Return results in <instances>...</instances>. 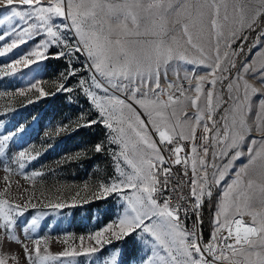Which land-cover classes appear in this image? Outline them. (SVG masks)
<instances>
[{
	"label": "snow or ice",
	"instance_id": "snow-or-ice-1",
	"mask_svg": "<svg viewBox=\"0 0 264 264\" xmlns=\"http://www.w3.org/2000/svg\"><path fill=\"white\" fill-rule=\"evenodd\" d=\"M257 29L256 52L241 58L244 33ZM81 53L86 69L73 65ZM9 54L0 86L23 68L25 76L35 73L27 87L37 100L71 93L67 81L78 71L91 73L77 83L98 119L78 120L77 131L102 125L105 138L91 151L114 164L111 177L85 185L84 197L77 192L71 203L57 198L45 207L120 203L116 219L80 236L76 247L55 253L42 247L29 234L40 216L22 219L36 205L30 197L16 202L9 180L12 163L23 170L39 153L9 157V143L23 128H5L0 264H96L102 251L109 255L101 264H264V0H0V58ZM61 58L67 61L61 82L46 91L39 74L46 61ZM86 154L77 151L63 163ZM22 174L35 180L44 173ZM6 240L20 251H4ZM114 242L130 245L127 262L124 248H105Z\"/></svg>",
	"mask_w": 264,
	"mask_h": 264
},
{
	"label": "rangeland",
	"instance_id": "rangeland-1",
	"mask_svg": "<svg viewBox=\"0 0 264 264\" xmlns=\"http://www.w3.org/2000/svg\"><path fill=\"white\" fill-rule=\"evenodd\" d=\"M258 32L259 29L255 32L244 33L248 37V41L244 44L247 55H242L241 58L252 59V53L256 52L253 43ZM240 43L241 40H237L232 44V47L236 48ZM74 45L75 41H72V46ZM31 46L32 43L29 42V44L22 45L20 49L13 51L17 52ZM249 48H251V52L248 51ZM190 54L195 55V53ZM13 58L12 54L2 57L0 64L6 65L8 60ZM260 59V56H256L257 62ZM45 63L47 68L39 74V82L46 91L54 92L57 84L61 82L60 73L64 72L67 61L61 58L50 59ZM81 64L84 65L85 69L87 68L82 53L79 54L78 59L73 61V65L77 68ZM184 67L192 68L193 66L184 65ZM5 70V68H0V77L3 76ZM25 71L27 70L22 68V71L17 73L15 77H3L2 79V86H0V117H2L0 119V133H3L5 128L15 130L17 124L23 128V131L9 143V148L6 150L9 157L18 154L20 150L32 155L39 153V159L31 164H26L23 170L18 169L14 163L11 164L13 169L12 174L9 175L11 195L16 202L24 197L31 198L36 207L29 208L22 219L29 221L33 216H40L39 227L29 234L32 238H40L42 247L44 243H47L50 250L55 253L68 246L76 247L79 244L80 236L87 238L90 234L113 222L116 219L120 201L109 198L105 201H93L91 204H81L59 211L46 208L45 204L49 201H56L57 198L71 203V197L77 192H80V196L84 197L87 195L84 191L85 185L91 187L97 180L111 177L114 172V164L107 156L97 158L96 154L91 151L94 143L105 138V129L102 125L80 128L77 131L78 120L80 124H83L89 118L98 119L90 99L79 91L77 83L81 77L86 79L90 77L91 73L81 70L77 72L75 77L69 79L67 84L73 88L71 93L61 92L56 96L37 100V93L27 87L35 73L25 76ZM203 71L202 67L196 69L197 73ZM169 78H172L171 73ZM161 82L163 84V78ZM10 83L12 84L11 87H9ZM217 88L219 89L220 85H217ZM99 95L102 98V93ZM29 100L33 102L29 103ZM188 111L192 112L193 110L189 108ZM197 134L199 135V130ZM111 147L115 149L117 146L112 145ZM80 150H86L87 154L72 163H63L65 159H71L73 154ZM0 161H2L0 163V177H3L6 174L4 166L8 165L9 160L8 157L0 156ZM33 171H42L44 174L36 177L35 180L24 179L22 173L30 175ZM17 181H19V189L16 187ZM3 187V181L0 180V189ZM24 189L27 191H23ZM202 227L204 237L207 239L209 232L212 231L211 224L206 229L204 225ZM21 239L23 240L25 237L21 236ZM66 239L68 244L60 243ZM87 242L86 239L85 243ZM29 246H31L30 243ZM116 246L126 250L124 259L127 262L129 260L127 249L130 248V245L114 242L113 245H106L105 248ZM4 251L19 252L20 246L6 240ZM108 255L109 253L106 251L98 253L99 259H97L96 264H101V260H106ZM54 264H59V262H54ZM65 264H67V260H65Z\"/></svg>",
	"mask_w": 264,
	"mask_h": 264
},
{
	"label": "trees",
	"instance_id": "trees-1",
	"mask_svg": "<svg viewBox=\"0 0 264 264\" xmlns=\"http://www.w3.org/2000/svg\"><path fill=\"white\" fill-rule=\"evenodd\" d=\"M202 218H203V221H204L203 225H204V227L206 229V227L210 226V215H209L208 211L204 212Z\"/></svg>",
	"mask_w": 264,
	"mask_h": 264
}]
</instances>
